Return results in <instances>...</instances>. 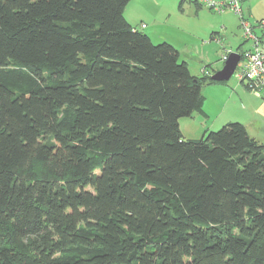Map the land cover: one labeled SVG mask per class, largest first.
<instances>
[{"label":"trees","instance_id":"16d2710c","mask_svg":"<svg viewBox=\"0 0 264 264\" xmlns=\"http://www.w3.org/2000/svg\"><path fill=\"white\" fill-rule=\"evenodd\" d=\"M128 1L0 0V264H264V142L183 137L217 81Z\"/></svg>","mask_w":264,"mask_h":264},{"label":"rangeland","instance_id":"374dc122","mask_svg":"<svg viewBox=\"0 0 264 264\" xmlns=\"http://www.w3.org/2000/svg\"><path fill=\"white\" fill-rule=\"evenodd\" d=\"M196 2L199 7L196 6ZM239 2L242 14L246 19L248 17L244 13L243 6L246 7L247 3L250 2V8L257 10L264 5V0H239ZM242 4L244 5L242 6ZM123 14L126 20L135 26V29L147 34L154 44L161 42L175 44L180 52V60L186 61L189 71L196 75L202 74V67L206 65L208 69H220L225 61L221 59V55L225 51H237V49L234 51L235 39L239 37L237 25L243 34L240 17L237 13L230 8H224L221 11L213 10L203 0H129L125 5ZM248 21L255 22L256 20L248 19ZM232 26L235 30L232 29ZM225 29L227 30V41L224 40L223 30ZM242 38L245 40L243 35ZM248 42L247 48L252 44L250 40ZM261 46L263 47L262 43ZM215 71H211V74ZM216 87L226 90L233 89L234 91L245 89L244 83L238 80L234 73L226 81L203 84L201 87L204 96L203 110L204 106L218 109L214 102L215 94L222 95L220 104L224 100L223 90L215 92ZM192 115H198L197 117H200L202 121L208 122L207 131H216L224 124L222 122V124L217 125L216 123L215 125V123L213 124L214 120H208L205 115L197 114V112ZM192 115L181 117L178 120L180 131L183 137L187 139H194L188 138L187 135L193 133H185L183 124Z\"/></svg>","mask_w":264,"mask_h":264},{"label":"crops","instance_id":"0c3cea01","mask_svg":"<svg viewBox=\"0 0 264 264\" xmlns=\"http://www.w3.org/2000/svg\"><path fill=\"white\" fill-rule=\"evenodd\" d=\"M243 5L244 4H242V6ZM243 9H244V13L246 14L249 20L254 21L257 19H264V5L260 6L259 9L254 10L250 8V2H249L247 3L246 7L243 6ZM233 27L234 26H232V29H234ZM236 27L239 37L238 39L237 38L235 39L236 43L234 46L235 47L234 51H236L239 45H241L239 48L240 50L247 48L249 45V42L242 38V33L239 26L237 25ZM223 32L225 36L224 40L227 41V37H226L227 30L225 29L223 30ZM262 45L264 49V34L262 35ZM217 69L219 68H210L209 70L214 71ZM202 71H203V67H202ZM245 89L243 90L237 89L234 91L233 89L226 90V89H221L220 87H216L214 89L215 92H219L223 90L224 100L220 104V98H222V95L215 94L214 102H215V106H217L218 109L215 110L213 107L204 106L206 117L208 118V120H212V121L214 120L213 124L215 123V125L216 123L217 125H219L222 124V122L225 123L228 121L241 122L242 124H244L248 134L251 137L255 138L258 141L264 142V98L258 97L257 95L253 94L251 91L247 89L246 86ZM197 116L198 115H192L191 117H188L189 118L188 120L184 121L183 128L185 133L187 132L193 133V134H187L188 138H198L208 130L207 128L208 122L205 123L204 121L206 120L202 121L201 118ZM199 125H200V129H199Z\"/></svg>","mask_w":264,"mask_h":264},{"label":"built area","instance_id":"2783aa9c","mask_svg":"<svg viewBox=\"0 0 264 264\" xmlns=\"http://www.w3.org/2000/svg\"><path fill=\"white\" fill-rule=\"evenodd\" d=\"M213 10L221 11L230 8L240 17L243 37L251 41V46L240 51V60L234 70L238 80L243 82L247 89L258 97L264 98V49L261 46L264 34V19L249 22L241 10L239 0H203ZM144 26V25H142ZM231 51H225L221 59L226 60Z\"/></svg>","mask_w":264,"mask_h":264},{"label":"water","instance_id":"95a60500","mask_svg":"<svg viewBox=\"0 0 264 264\" xmlns=\"http://www.w3.org/2000/svg\"><path fill=\"white\" fill-rule=\"evenodd\" d=\"M239 60H240L239 53L237 52L229 53L222 67L219 70H216L213 74H211L210 78L217 82L226 81L233 74Z\"/></svg>","mask_w":264,"mask_h":264}]
</instances>
